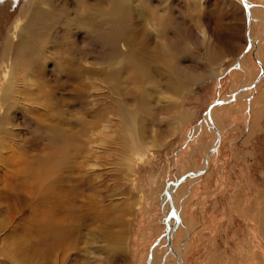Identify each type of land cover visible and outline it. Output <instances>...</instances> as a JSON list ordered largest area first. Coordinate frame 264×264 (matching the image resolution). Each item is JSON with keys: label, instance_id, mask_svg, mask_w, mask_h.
I'll return each instance as SVG.
<instances>
[{"label": "rangeland", "instance_id": "374dc122", "mask_svg": "<svg viewBox=\"0 0 264 264\" xmlns=\"http://www.w3.org/2000/svg\"><path fill=\"white\" fill-rule=\"evenodd\" d=\"M246 15L239 0H0V264H264V36L247 88ZM237 87L208 169L169 183L191 227L171 253L164 189L203 165L196 128Z\"/></svg>", "mask_w": 264, "mask_h": 264}, {"label": "bare ground", "instance_id": "6f19581e", "mask_svg": "<svg viewBox=\"0 0 264 264\" xmlns=\"http://www.w3.org/2000/svg\"><path fill=\"white\" fill-rule=\"evenodd\" d=\"M241 3H242V5L244 6V4H243V2H242V0H239ZM247 2H249V3H251L250 4V6H249V9H248V11H249V15H250V18H249V21L247 22L248 23V40H250V41H253V43H250L249 42V44H248V48H247V50H245L244 52H243V54L241 55V56H239L238 58H237V60H236V66H238V64L241 62V65L244 67V68H247V69H250L251 70V68L252 67H250L251 65L248 63V60H245L244 58L245 57H247L249 54H250V52H252V50H254V54L256 53V55H257V52H258V57H257V61L259 62V63H261V56L262 55H260V47H261V39L263 38V36H264V12L263 11H261L262 12V14L260 13V11L259 10H257L258 8L259 9H264V5H262V4H260V3H255V2H252L251 0H246ZM255 3V4H254ZM259 5H261V6H259ZM244 8H245V6H244ZM123 14V8H116L115 10H114V15H113V17H112V22H113V26H111L112 28H113V30H120L119 29V24H117V19L119 18V15H122ZM247 14V13H246ZM248 19V18H247ZM254 21H256L258 24H260V27L259 28H261V30L263 29V31H262V33H260V35L259 36H257L256 37V39H254L253 40V38L258 34V32L256 31V30H254L252 27H251V25L253 26V25H255L256 23L254 22ZM253 23H255V24H253ZM111 25V24H110ZM255 26H257V25H255ZM110 27V28H111ZM250 27H251V30L252 31H250ZM24 30V28H22V31ZM29 31H31V30H29ZM105 31H107V30H105ZM102 33H103V31L101 32V34L100 35H102ZM108 33V32H107ZM250 33V34H249ZM109 35H110V33H108ZM107 34V35H108ZM106 36V35H105ZM104 36V37H105ZM111 38V37H110ZM106 39V38H105ZM107 40V39H106ZM113 40V39H112ZM111 41V40H110ZM113 42V41H112ZM30 48V47H29ZM249 53V54H248ZM248 54V55H247ZM27 56H30V52H28L27 53ZM264 59V58H263ZM240 61V62H239ZM253 69V68H252ZM249 70V71H250ZM255 74V72L253 71V70H251V72H250V74L248 73L246 76H247V78H245L244 79V81H246V83L249 81L250 83H249V85L247 86V88H249V87H252V82L254 81V77H253V75ZM250 75H252V78H251V76ZM263 77H264V74H263ZM257 81H255V83H256ZM245 84V83H244ZM248 84V83H247ZM253 85H255L254 83H253ZM245 86V85H244ZM245 89H238V87L237 88H234V90H233V92L230 94V95H228V96H226V97H224V99L223 100H225L226 101V103H230V102H232V101H237V99H242L243 97H244V95H247V92L245 91V92H243L242 93V91H244ZM256 91V90H255ZM233 93H240L239 95H238V98H236V94H233ZM242 93V94H241ZM233 94V95H232ZM249 95H250V93H249ZM248 96V95H247ZM246 96V97H247ZM231 97V99H229ZM228 100V101H227ZM248 100V99H247ZM240 101V100H239ZM245 101V100H244ZM226 103H224V104H226ZM242 103V102H241ZM241 105V104H240ZM222 107H223V103H216V104H213L212 106H211V108H210V110H209V113H206L205 115H204V118H203V120L204 121H202L201 123H199L198 124V126H197V133L195 132V134H197V136L195 137L196 138V140H198L197 142H198V145H199V147H200V149H202L203 150V152H204V155H205V158H204V163H203V165H200V167H198V168H195V169H192V170H190V172L189 173H187L186 175H184V176H186L182 181H180V182H188V181H190V180H192V182H194L195 180H194V178L195 177H198V176H200V175H202V174H204L205 173V171L208 169V167H209V160H210V157H211V155L215 152V151H217L218 150V148H219V145H220V142H221V136H220V134L223 132L222 130V125H223V123L221 122V119L219 118V117H221V114H222ZM216 115L218 116V119H220V120H218L217 121V119H216ZM207 119H210V120H208L209 122H206L207 121ZM220 122V123H219ZM204 123H206V124H204ZM212 125V127H210ZM206 126H209L210 128H211V130H209V131H211L212 132V134H214L215 135V138L217 137V134H219V141H217V139H215L216 140V145H214L215 146V148L214 149H216L215 151H214V149L213 150H211V151H209L210 150V147L208 148L207 146H205V145H203V143H202V137H203V135L205 134V128H206ZM214 126V127H213ZM215 128H217L218 129V133L216 132V130H215ZM194 131H196L195 130V128L193 129V131L192 132H194ZM208 131V130H207ZM212 142V141H211ZM207 144V143H206ZM212 148H213V146H212ZM202 167V170H199V168H201ZM192 173H196V174H192ZM183 177V176H182ZM179 182V183H180ZM185 182V183H186ZM178 183V184H179ZM178 184H173V183H171L170 185H175V186H177ZM168 186H169V184H168ZM167 186V187H168ZM190 185H188V187H189ZM171 186H169L168 188H167V190L170 188ZM172 191H174V189H170L169 190V192H168V195H169V193L170 192H172ZM188 191H187V189H185V191L183 192V193H187ZM180 206V205H179ZM174 210H175V217L173 218L174 219V223H175V225L173 224H170V222H169V219H170V217L167 219V223H168V229H166V237H167V235L169 236V238L167 239V241H168V243L170 244V247H171V250H170V252L171 253H174L175 251H174V247H173V244H172V233L175 231V229H176V227L179 225H183L184 226V228H185V231L187 232V235L189 234V230H188V228L190 229L191 227L190 226H188V225H190L189 224V221L187 222V224H185L186 222H184V217H182V215H181V213H180V210L179 209H177L175 206H174ZM176 220V221H175ZM191 223V222H190ZM178 229L180 228V227H177ZM180 231V230H179ZM185 234V233H184ZM51 236V235H50ZM188 237V236H187ZM61 239V238H60ZM187 239V238H186ZM185 244H186V242H185ZM184 245L182 244V246H180V244L177 246V248L175 249L176 250V257L180 260V257H181V254L183 253L182 251H183V247ZM92 247V246H91ZM93 248V247H92ZM154 250V249H153ZM89 251V250H88ZM87 251V252H88ZM185 251V250H184ZM86 252V251H85ZM89 252H92V251H89ZM89 255V254H88ZM167 259H165L164 260V262L162 261L160 264H165V261H166ZM153 262H155V261H153ZM158 262V261H157ZM149 263V262H148ZM180 263V262H179ZM154 264H156V263H154Z\"/></svg>", "mask_w": 264, "mask_h": 264}, {"label": "water", "instance_id": "95a60500", "mask_svg": "<svg viewBox=\"0 0 264 264\" xmlns=\"http://www.w3.org/2000/svg\"><path fill=\"white\" fill-rule=\"evenodd\" d=\"M242 2H243V4H244V6H245V12L247 13V22L249 21V18H250V15H249V11H248V9H249V6H250V4L251 3H249V2H247L246 0H242ZM255 4V3H254ZM246 33H247V35H248V23H247V29H246ZM249 44V43H248ZM248 44H247V46L245 47V50H247V48H248ZM244 50V51H245ZM229 99H231V98H229ZM228 101V100H227ZM223 102H226L225 100H223V99H221V98H216L213 102H211L209 105H208V107L206 108V110L204 111V114H206V113H209V110H210V108H211V106L213 105V104H216V103H223ZM204 114H203V116H204ZM203 116H202V118H203ZM217 141H219V134H217ZM215 148V146H213V148H210V150L209 151H211V150H213ZM215 150V149H214ZM192 174H196V173H192ZM186 176H183V177H181V178H179L178 180H176V181H174V180H171V181H168L167 182V184H166V186H168V184L169 183H173V184H177V183H179L180 181H182L184 178H185ZM167 189H166V187H165V189H164V193H165V195L169 198V200H170V197L167 195ZM170 202V206H171V211H170V214H171V217H174V215H175V208L173 207V203H172V201L170 200L169 201ZM166 222V229H168V223H167V220L165 221ZM169 238V236L167 235V239ZM150 257V256H149ZM149 259V258H148ZM148 263V262H147Z\"/></svg>", "mask_w": 264, "mask_h": 264}, {"label": "flooded vegetation", "instance_id": "af4514ba", "mask_svg": "<svg viewBox=\"0 0 264 264\" xmlns=\"http://www.w3.org/2000/svg\"><path fill=\"white\" fill-rule=\"evenodd\" d=\"M173 223H174V221H173ZM174 225H175V223H174Z\"/></svg>", "mask_w": 264, "mask_h": 264}]
</instances>
